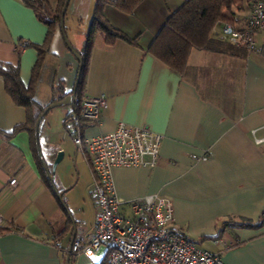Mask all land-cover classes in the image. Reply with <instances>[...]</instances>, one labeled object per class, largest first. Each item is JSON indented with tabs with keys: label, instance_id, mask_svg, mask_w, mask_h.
Masks as SVG:
<instances>
[{
	"label": "crops",
	"instance_id": "1",
	"mask_svg": "<svg viewBox=\"0 0 264 264\" xmlns=\"http://www.w3.org/2000/svg\"><path fill=\"white\" fill-rule=\"evenodd\" d=\"M48 1L55 11L60 0ZM95 1H69L65 31L76 52L83 51ZM184 1L142 0L130 13L106 4V18L138 43L107 44L103 34L95 36L81 92L104 94L108 107L99 124L85 122L84 133L111 132L123 121L163 134L154 167H114L118 198L127 204L150 193L165 194L174 203L175 226L201 247L222 251L227 264H264V143L255 142V136H264V53L193 48L185 71L172 69L147 49ZM234 12L232 27L243 29L250 0ZM45 19L25 0H0V62L18 66L26 85L38 51L25 42L44 43ZM215 37L227 41L221 23ZM255 38L264 48V28L256 29ZM44 63L36 94L48 104L60 97L55 86L73 91L80 65L60 23ZM61 106L50 108L40 127L41 156L50 170L63 153L54 172L57 190H64L59 196L39 171L29 131L14 130L26 121V109L6 91L0 75V264H67L73 240L93 228V175L65 127L70 104ZM216 238L230 247L224 250ZM105 260L102 246L92 254L72 255L70 264Z\"/></svg>",
	"mask_w": 264,
	"mask_h": 264
},
{
	"label": "built area",
	"instance_id": "2",
	"mask_svg": "<svg viewBox=\"0 0 264 264\" xmlns=\"http://www.w3.org/2000/svg\"><path fill=\"white\" fill-rule=\"evenodd\" d=\"M250 6L251 12L243 29L223 24L222 33L235 46L264 53L255 38L256 29L264 28V0H250ZM107 107L108 99L104 94H82L70 104V114L65 119L67 132L90 165L93 175L91 194L96 205L93 228L73 240L71 256L92 254L106 246V264H227L222 251L201 247L175 226L174 203L169 196L150 193L127 204L118 198L114 167H154L164 135L147 125L136 126L123 121L111 132L85 135V122L99 124ZM255 142L264 143V136H255ZM192 156L197 158V155ZM15 182L16 178H12L11 183ZM215 242L224 250L230 247L220 238Z\"/></svg>",
	"mask_w": 264,
	"mask_h": 264
},
{
	"label": "trees",
	"instance_id": "3",
	"mask_svg": "<svg viewBox=\"0 0 264 264\" xmlns=\"http://www.w3.org/2000/svg\"><path fill=\"white\" fill-rule=\"evenodd\" d=\"M142 0H96L93 17L87 31L84 48L78 52L82 56L83 65L81 79L77 91V97L82 95L81 88L83 76L86 70L88 54L97 34H103L107 44H113L121 39L129 43L137 44V38L129 36L124 31L116 28L106 18L104 8L106 4L125 11L133 12ZM38 14L45 15L48 24V34L42 44L25 42V45H33L38 51V59L32 71L31 81L24 84L18 66L0 62V75L5 82L6 91L14 101L26 109V121L17 125L14 130L26 129L31 136L32 146L36 155L40 173L46 179L59 196L64 190L58 191V187L50 179V174L43 165L40 146V127L45 115L50 110L49 105L55 101L64 99L71 92H65L60 86L55 90L60 91L59 99L44 104L37 97L38 85L44 80L45 56L50 51V45L56 25L60 23L61 11L65 0H60L55 11H52L48 0H25ZM243 0H185L176 10L170 12L165 22L153 38L148 51L158 59L166 63L172 69L183 73L187 66L190 51L193 48L207 49L221 52L234 53V48H240L227 41L215 37V29L218 24H230L234 21V7L240 8ZM66 14V13H65ZM70 111L66 115L68 118ZM43 115L39 126V139L36 136V122ZM85 126V124H84ZM50 171V168H49ZM51 173V172H50ZM107 260L101 264H106Z\"/></svg>",
	"mask_w": 264,
	"mask_h": 264
},
{
	"label": "water",
	"instance_id": "4",
	"mask_svg": "<svg viewBox=\"0 0 264 264\" xmlns=\"http://www.w3.org/2000/svg\"><path fill=\"white\" fill-rule=\"evenodd\" d=\"M69 1L70 0H65L64 6L62 8L61 16H60V26H61V30H62L63 36L65 38V42H66L68 48L71 49L77 55V57H78V59L80 61V65H79V70H78V73H77V80H76L75 87H74L73 91L70 94H68L64 99L51 103L49 105V108H53V107L60 106V105H69V104H72L74 102V100L76 98V95H77V88H78L80 75H81V69H82V65H83L82 56L78 52H76L74 50V48L72 46V43L70 42V40H69V38H68V36L66 34V31H65L64 20H65V13H66L68 5H69ZM42 117H43V115H41L39 117V119L37 120V122H36V136H37L38 139H39V126H40ZM62 156H63V153L59 152L57 158L55 159L54 163L52 164V169L50 171H49L48 165L46 164V162L42 158L43 165H44L45 169L47 170V172L50 174V179L51 180H53V174H54V172L56 170V166H57L58 162L61 160ZM71 254H72V251H71V247H70L69 250H68V253H67V264H70Z\"/></svg>",
	"mask_w": 264,
	"mask_h": 264
},
{
	"label": "rangeland",
	"instance_id": "5",
	"mask_svg": "<svg viewBox=\"0 0 264 264\" xmlns=\"http://www.w3.org/2000/svg\"><path fill=\"white\" fill-rule=\"evenodd\" d=\"M64 23H65V20H64ZM66 33H67V31H66ZM61 107H63V106H58L56 109H60ZM57 167V166H56ZM56 171V170H55ZM55 174V173H54ZM54 174H53V182H54ZM55 183V182H54Z\"/></svg>",
	"mask_w": 264,
	"mask_h": 264
}]
</instances>
